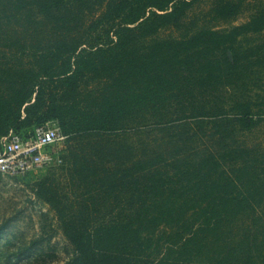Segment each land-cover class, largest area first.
<instances>
[{"label": "trees", "instance_id": "1", "mask_svg": "<svg viewBox=\"0 0 264 264\" xmlns=\"http://www.w3.org/2000/svg\"><path fill=\"white\" fill-rule=\"evenodd\" d=\"M200 1L0 0V137L50 120L69 136L83 201L35 190L79 264H264V148L239 140L264 122V41L246 43L264 0L224 32L186 27ZM211 1L213 21L243 12ZM141 119L165 141L134 143Z\"/></svg>", "mask_w": 264, "mask_h": 264}, {"label": "rangeland", "instance_id": "2", "mask_svg": "<svg viewBox=\"0 0 264 264\" xmlns=\"http://www.w3.org/2000/svg\"><path fill=\"white\" fill-rule=\"evenodd\" d=\"M234 1L244 3L243 12L235 21H213L209 15L212 1L201 0L189 12L184 23L191 30L205 26L224 32L250 21L259 4L255 0ZM98 15L95 14L96 17ZM93 17L88 16L87 21ZM159 36L165 39L181 35L175 29H168ZM263 41L264 32L248 38L246 43ZM8 59L16 58L8 56ZM248 87V91L252 89V95H264V70L252 77ZM177 125L179 123H173V127ZM132 129L130 134L134 143L151 141L156 146L165 141L157 123L141 119ZM239 140L251 147L264 148V122L253 132L241 134ZM71 175L68 159L63 165L24 178L0 175V264H79L78 254L64 235L56 212L37 196L35 190L37 183L47 179L60 196L68 197L71 202L83 201V189ZM101 211L106 216V209Z\"/></svg>", "mask_w": 264, "mask_h": 264}, {"label": "built area", "instance_id": "3", "mask_svg": "<svg viewBox=\"0 0 264 264\" xmlns=\"http://www.w3.org/2000/svg\"><path fill=\"white\" fill-rule=\"evenodd\" d=\"M69 136L50 120L0 137V175L24 178L63 164Z\"/></svg>", "mask_w": 264, "mask_h": 264}]
</instances>
